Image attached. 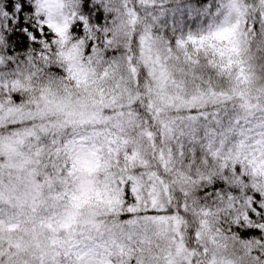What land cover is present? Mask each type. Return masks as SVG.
Wrapping results in <instances>:
<instances>
[{
    "label": "snow or ice",
    "instance_id": "obj_1",
    "mask_svg": "<svg viewBox=\"0 0 264 264\" xmlns=\"http://www.w3.org/2000/svg\"><path fill=\"white\" fill-rule=\"evenodd\" d=\"M0 264H264V0H0Z\"/></svg>",
    "mask_w": 264,
    "mask_h": 264
}]
</instances>
